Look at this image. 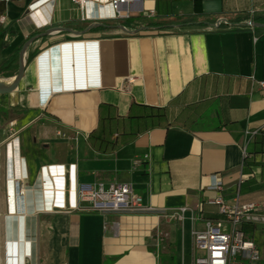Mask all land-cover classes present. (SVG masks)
I'll list each match as a JSON object with an SVG mask.
<instances>
[{"label": "crops", "instance_id": "0c3cea01", "mask_svg": "<svg viewBox=\"0 0 264 264\" xmlns=\"http://www.w3.org/2000/svg\"><path fill=\"white\" fill-rule=\"evenodd\" d=\"M108 1L82 8L73 0H5L0 12L1 70L33 39L18 93L0 95V108L22 111L21 127L48 157L34 177L43 172L37 264H160L184 228L177 209L217 220L223 216L208 200H264V0H140L116 18ZM216 15L230 25L182 20ZM45 53L46 68L33 73ZM77 59L85 66L79 73ZM148 153L150 162L133 171V160ZM71 164L78 183L133 182L155 210L79 211L68 175L48 170ZM248 228L264 245V224ZM159 229L168 233L160 249Z\"/></svg>", "mask_w": 264, "mask_h": 264}, {"label": "built area", "instance_id": "2783aa9c", "mask_svg": "<svg viewBox=\"0 0 264 264\" xmlns=\"http://www.w3.org/2000/svg\"><path fill=\"white\" fill-rule=\"evenodd\" d=\"M45 5H50L55 0H44ZM79 3L82 8L85 7L87 0H73ZM140 0H109L106 3V8L109 9L111 17L121 16V10L124 5L130 7L133 4L139 3ZM32 6V5H31ZM37 9L35 10V12ZM150 14H154L151 11ZM129 15V11L125 13ZM110 17V18H111ZM0 20L4 22L6 17L1 16ZM221 20V19H220ZM218 26V23H217ZM261 91L264 92V80L259 81ZM258 131H253V136ZM250 133V132H249ZM6 143V186H8L13 179L10 176V152L14 150V155H22L21 140L17 133L12 134ZM66 137L67 135H63ZM79 134L75 135L78 140ZM244 156H247L244 149ZM150 154H145L142 157H137L132 162V170H138L143 164L150 162ZM22 161L25 163V175L23 177L16 176L15 185L16 192L22 195L23 188L34 189L37 185L39 190H43V172H39L36 180L33 183L30 180L27 168V162L22 155ZM68 169V170H67ZM61 165H50L48 170L52 176H66L68 175L70 184L69 189L78 196L79 211L89 212H151L154 207L145 203L142 196L135 192L133 182H106L104 180H97L93 183H78L76 180V165L71 164L68 168ZM243 179H240V183ZM215 189L222 190L223 184L217 181L214 185ZM8 194V192H7ZM9 195V194H8ZM238 196L233 201L229 202L222 196L215 199L208 200V204L218 206L219 213L223 216L222 219H208L203 214L196 215L194 210L189 207H182L174 211L173 215L183 226L186 220V213L191 211L189 220L192 223L191 237H192V253L193 260L191 264H264V252L257 246L255 240L250 237L245 229L247 225H254L258 223L264 224V200L258 202L239 203ZM10 198V195H9ZM41 203H43V194L40 193ZM197 223L203 224L200 228ZM168 236V233L162 232L160 229L157 232V247L160 249ZM199 254V255H198ZM160 253L158 254V258ZM249 259V261H245ZM29 261V258L27 259ZM185 264L184 256L182 260Z\"/></svg>", "mask_w": 264, "mask_h": 264}, {"label": "bare ground", "instance_id": "6f19581e", "mask_svg": "<svg viewBox=\"0 0 264 264\" xmlns=\"http://www.w3.org/2000/svg\"><path fill=\"white\" fill-rule=\"evenodd\" d=\"M79 45L80 44L77 43L71 45V49L75 50L76 54L78 53ZM65 48L66 45L61 46L62 51H66ZM42 65V61L38 60L31 70L34 73L33 69L36 68L37 73H39V69ZM84 67V61L77 59L76 71L79 73L83 71ZM25 79L26 80H24V82H27V78ZM37 84L39 88L41 87L40 89L44 90V88H47L40 78L37 79ZM10 156V169L12 170V172H10V176L13 181H11V183L7 186V192L10 195L9 198V195L7 194V262L8 264H37V215L40 211L45 210V204L41 203V199L39 198L41 193L39 185L32 190H26L24 186L22 195L16 192V185L14 184L16 176L23 177L25 175L26 165L22 161V155L19 156L16 154L15 157L14 150L10 152ZM28 258L29 261H27Z\"/></svg>", "mask_w": 264, "mask_h": 264}, {"label": "rangeland", "instance_id": "374dc122", "mask_svg": "<svg viewBox=\"0 0 264 264\" xmlns=\"http://www.w3.org/2000/svg\"><path fill=\"white\" fill-rule=\"evenodd\" d=\"M0 68H3L0 66ZM1 71V69H0ZM6 76H13L16 73ZM23 114L18 108L9 107L8 109L0 108V264H8L7 262V241H6V216L7 209V186H6V143L10 140L12 134L17 133L21 136L23 142L22 155L27 156L31 178L28 182L33 183L36 171L39 169L43 161H48L45 151L36 146L31 136L30 127L22 128L20 120ZM29 116V115H28ZM19 129V130H18ZM20 134V135H19ZM171 236L172 247L161 253L160 264H183L182 254L184 253L185 264H191L193 260L192 253V237L189 221L184 224L183 230L178 228L177 233ZM258 244H262V237L258 236L255 240ZM260 245V244H259ZM263 245V244H262ZM170 247V246H168ZM264 249V245L262 247ZM199 255V254H198ZM249 261V259H245Z\"/></svg>", "mask_w": 264, "mask_h": 264}, {"label": "water", "instance_id": "95a60500", "mask_svg": "<svg viewBox=\"0 0 264 264\" xmlns=\"http://www.w3.org/2000/svg\"><path fill=\"white\" fill-rule=\"evenodd\" d=\"M32 41L33 39L29 40L24 44L20 51L17 61L12 66L0 71V95H15L16 93H18V89L20 88V85L24 79L27 65L29 63V60L26 57V53ZM46 58V53L40 57V60L43 63V69L46 68ZM15 70H17V74L15 76L6 77L7 74Z\"/></svg>", "mask_w": 264, "mask_h": 264}, {"label": "trees", "instance_id": "16d2710c", "mask_svg": "<svg viewBox=\"0 0 264 264\" xmlns=\"http://www.w3.org/2000/svg\"><path fill=\"white\" fill-rule=\"evenodd\" d=\"M4 9H5V0H0V12H2ZM198 19H199L198 17L193 18L190 16L186 17L185 19L182 18L183 24H189V25H192V24H208L209 25L210 24V25H212V27H214L216 29L221 28L223 26L230 25V22L228 20L224 19L223 17H221V15L208 16L207 18H205V20L203 19L202 21H198ZM217 23H218V26H217ZM262 25H263V23L255 22L256 27H261ZM14 61L15 60L13 59V60L5 63V67H7L9 64L13 63ZM247 231H248V233H250V237H252L251 236L252 230L248 228Z\"/></svg>", "mask_w": 264, "mask_h": 264}, {"label": "flooded vegetation", "instance_id": "af4514ba", "mask_svg": "<svg viewBox=\"0 0 264 264\" xmlns=\"http://www.w3.org/2000/svg\"><path fill=\"white\" fill-rule=\"evenodd\" d=\"M17 74V73H16Z\"/></svg>", "mask_w": 264, "mask_h": 264}]
</instances>
